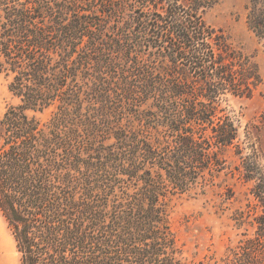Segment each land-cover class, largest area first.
<instances>
[{
	"label": "trees",
	"instance_id": "16d2710c",
	"mask_svg": "<svg viewBox=\"0 0 264 264\" xmlns=\"http://www.w3.org/2000/svg\"><path fill=\"white\" fill-rule=\"evenodd\" d=\"M217 2L0 0V75L18 100L0 115V212L20 264H264L260 127L241 140L222 108L262 76L206 23ZM246 12L264 42V0ZM229 149L251 185L244 207L218 193L236 242L188 260L173 201L220 187Z\"/></svg>",
	"mask_w": 264,
	"mask_h": 264
},
{
	"label": "rangeland",
	"instance_id": "374dc122",
	"mask_svg": "<svg viewBox=\"0 0 264 264\" xmlns=\"http://www.w3.org/2000/svg\"><path fill=\"white\" fill-rule=\"evenodd\" d=\"M248 0H218L217 4L205 15V21L215 29L223 31L229 41L253 57L262 76V84L253 94L246 97L227 95L222 108L233 116L240 126L241 140L247 126L254 124L260 127L256 132L259 137L261 158L259 163L264 169V42H259L247 25L246 5ZM8 81L0 75V115L10 105H16L7 89ZM42 122L48 120L50 110L43 113L29 112ZM228 169L221 173L216 183L220 185L208 189L205 195H185L173 201L170 214V227L173 232L180 255L188 260H199L214 257L218 260L229 246L236 242V231L224 215L216 212L215 205L219 202L218 193L230 187L235 195V207H244L251 198V185L238 179L234 170L238 159L233 150L224 152ZM234 173V174H233ZM227 206H231L228 205ZM0 264H20V254L16 249L15 240L0 212Z\"/></svg>",
	"mask_w": 264,
	"mask_h": 264
}]
</instances>
